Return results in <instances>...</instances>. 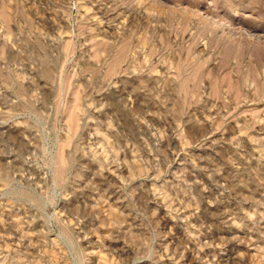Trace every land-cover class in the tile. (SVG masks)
Here are the masks:
<instances>
[{
	"label": "rangeland",
	"instance_id": "374dc122",
	"mask_svg": "<svg viewBox=\"0 0 264 264\" xmlns=\"http://www.w3.org/2000/svg\"><path fill=\"white\" fill-rule=\"evenodd\" d=\"M0 264H264V0H0Z\"/></svg>",
	"mask_w": 264,
	"mask_h": 264
},
{
	"label": "bare ground",
	"instance_id": "6f19581e",
	"mask_svg": "<svg viewBox=\"0 0 264 264\" xmlns=\"http://www.w3.org/2000/svg\"><path fill=\"white\" fill-rule=\"evenodd\" d=\"M86 5L85 4H80V7H85ZM94 14V13H93Z\"/></svg>",
	"mask_w": 264,
	"mask_h": 264
}]
</instances>
